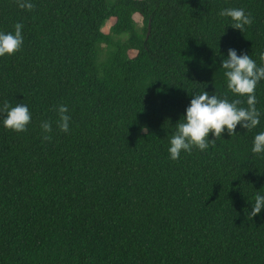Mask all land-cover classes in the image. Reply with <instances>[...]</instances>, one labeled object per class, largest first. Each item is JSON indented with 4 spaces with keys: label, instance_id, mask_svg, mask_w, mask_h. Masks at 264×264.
Masks as SVG:
<instances>
[{
    "label": "trees",
    "instance_id": "obj_1",
    "mask_svg": "<svg viewBox=\"0 0 264 264\" xmlns=\"http://www.w3.org/2000/svg\"><path fill=\"white\" fill-rule=\"evenodd\" d=\"M30 2L0 0V32L20 22L24 39L0 57V107L32 113L25 132L0 113V264H264V208L247 215L264 195V80L259 125L168 152L193 93L247 107L221 65L234 48L264 66V0ZM225 8L253 23L234 29Z\"/></svg>",
    "mask_w": 264,
    "mask_h": 264
},
{
    "label": "clouds",
    "instance_id": "obj_2",
    "mask_svg": "<svg viewBox=\"0 0 264 264\" xmlns=\"http://www.w3.org/2000/svg\"><path fill=\"white\" fill-rule=\"evenodd\" d=\"M21 9L34 10L35 5L30 0H15ZM220 16L230 17L234 29L244 31L246 25L253 23L252 14L246 13L243 8H225L220 11ZM23 24L17 22L14 25V32H0V57L13 55L18 52L24 42L22 35ZM264 61V53L260 54ZM221 67L225 69L227 88L236 97H247V107L242 99L229 100L227 94L223 98L216 94H209L208 91L193 93L190 104L186 108L183 120L176 123V131L170 139L168 152L170 158L177 160L182 151L191 153L193 147L201 151L209 147V142L215 143L217 138L225 131L230 136L236 134L238 125L247 130L255 128L260 123V112L256 108L257 99L255 90L258 83L264 80V66H257L255 60L247 53L237 54L234 48L228 49L227 57L223 59ZM68 108L61 104L58 108V127L67 133L70 127L71 117L67 115ZM0 113L4 114L3 126L16 132L27 131L31 123L32 113L24 103H17L10 106L7 101L0 107ZM44 135L43 140L51 141L50 135L53 131L51 121H43L40 125ZM214 139H209V134ZM253 153L264 152V131L255 135L252 147ZM264 208V195L257 193L255 203L251 212L247 215L251 218L260 213Z\"/></svg>",
    "mask_w": 264,
    "mask_h": 264
},
{
    "label": "rangeland",
    "instance_id": "obj_3",
    "mask_svg": "<svg viewBox=\"0 0 264 264\" xmlns=\"http://www.w3.org/2000/svg\"><path fill=\"white\" fill-rule=\"evenodd\" d=\"M135 20H136V22H137V25H138V27L140 28L141 26H142V22H141V20L139 19V17L138 16H136L135 17ZM134 51H130L129 52V54L132 56V55H134Z\"/></svg>",
    "mask_w": 264,
    "mask_h": 264
},
{
    "label": "water",
    "instance_id": "obj_4",
    "mask_svg": "<svg viewBox=\"0 0 264 264\" xmlns=\"http://www.w3.org/2000/svg\"><path fill=\"white\" fill-rule=\"evenodd\" d=\"M149 32V31H148ZM148 34V33H147Z\"/></svg>",
    "mask_w": 264,
    "mask_h": 264
}]
</instances>
